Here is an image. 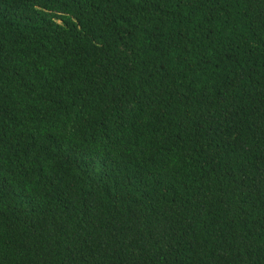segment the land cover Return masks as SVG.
<instances>
[{"label":"trees","instance_id":"trees-1","mask_svg":"<svg viewBox=\"0 0 264 264\" xmlns=\"http://www.w3.org/2000/svg\"><path fill=\"white\" fill-rule=\"evenodd\" d=\"M0 264H264V0H0Z\"/></svg>","mask_w":264,"mask_h":264}]
</instances>
